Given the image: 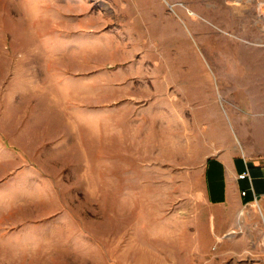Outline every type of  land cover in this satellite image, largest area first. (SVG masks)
I'll use <instances>...</instances> for the list:
<instances>
[{
	"label": "rangeland",
	"instance_id": "rangeland-1",
	"mask_svg": "<svg viewBox=\"0 0 264 264\" xmlns=\"http://www.w3.org/2000/svg\"><path fill=\"white\" fill-rule=\"evenodd\" d=\"M262 1L0 0V264H264L260 202L215 237L200 175L222 103L264 117Z\"/></svg>",
	"mask_w": 264,
	"mask_h": 264
},
{
	"label": "crops",
	"instance_id": "crops-1",
	"mask_svg": "<svg viewBox=\"0 0 264 264\" xmlns=\"http://www.w3.org/2000/svg\"><path fill=\"white\" fill-rule=\"evenodd\" d=\"M240 56L241 54H231L230 59L227 60V62L236 63L232 64L233 70L227 73V77L233 79L236 76L238 78L237 92L239 95L242 93V88L246 89V85L252 83L248 80V77H254L249 73L252 64L261 61L255 56L245 55L242 59ZM240 62L244 64L248 73L244 76L247 81L243 82L242 88L240 87L241 81H239L242 75ZM221 75L222 78L225 77L223 71ZM224 87L222 88L223 101L226 98ZM232 87L234 86H231V90L234 89ZM249 92L252 93L251 90ZM237 107L238 109L235 110L222 103L223 117L229 122L230 128L222 117L221 126L224 137L218 146L220 150L213 155H208L200 170L204 203L210 208L208 225L215 237H221L236 227L243 205H252L255 201L260 202L264 208V147L260 144L262 142L260 138L256 140L254 135L257 133L252 134L253 125L256 130L261 125L264 128V117L261 120L257 117L255 120L249 117L250 120L247 121L246 114L239 110L241 109L239 104ZM254 111L252 108L250 114L255 115ZM245 162L248 165L252 190L249 189L247 179L238 177L245 170ZM242 190L246 191L245 195H241Z\"/></svg>",
	"mask_w": 264,
	"mask_h": 264
},
{
	"label": "built area",
	"instance_id": "built-area-1",
	"mask_svg": "<svg viewBox=\"0 0 264 264\" xmlns=\"http://www.w3.org/2000/svg\"><path fill=\"white\" fill-rule=\"evenodd\" d=\"M258 10L261 13V17L263 18L264 21V1L258 4ZM238 177L241 179H247L249 182V189L252 190L251 179L248 171V165L246 162H245V170L241 174H239ZM241 194L244 195L245 191H242Z\"/></svg>",
	"mask_w": 264,
	"mask_h": 264
}]
</instances>
